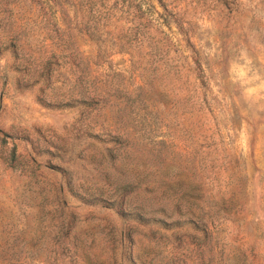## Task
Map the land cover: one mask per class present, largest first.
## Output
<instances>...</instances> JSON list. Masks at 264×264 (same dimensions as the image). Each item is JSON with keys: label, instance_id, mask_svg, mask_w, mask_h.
<instances>
[{"label": "rangeland", "instance_id": "rangeland-1", "mask_svg": "<svg viewBox=\"0 0 264 264\" xmlns=\"http://www.w3.org/2000/svg\"><path fill=\"white\" fill-rule=\"evenodd\" d=\"M0 264H264V0H0Z\"/></svg>", "mask_w": 264, "mask_h": 264}]
</instances>
